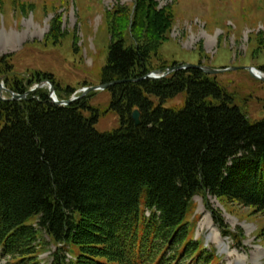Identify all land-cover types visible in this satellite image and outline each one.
Instances as JSON below:
<instances>
[{
  "label": "trees",
  "instance_id": "trees-1",
  "mask_svg": "<svg viewBox=\"0 0 264 264\" xmlns=\"http://www.w3.org/2000/svg\"><path fill=\"white\" fill-rule=\"evenodd\" d=\"M137 1L135 36L148 28L155 41L130 44L113 33L100 74L103 84L134 80L109 88L119 128L99 132L100 114L88 97L57 106L48 90L37 89L22 100L0 99V257L9 258L6 264H44L41 249L51 242L58 249L52 264L66 263L61 252L73 258L67 264H208L214 256L199 251L190 236L195 196L264 213V119L251 122L198 69L143 79L154 71L150 60L171 14L154 0ZM7 58H0V75L12 70ZM42 81L54 85L60 100L76 91L62 90L49 73L38 72L27 84L3 80L20 95ZM182 94L183 105L164 106Z\"/></svg>",
  "mask_w": 264,
  "mask_h": 264
},
{
  "label": "rangeland",
  "instance_id": "rangeland-1",
  "mask_svg": "<svg viewBox=\"0 0 264 264\" xmlns=\"http://www.w3.org/2000/svg\"><path fill=\"white\" fill-rule=\"evenodd\" d=\"M154 1L158 10L171 14V24L151 57L152 69L163 70L162 67L176 63L175 66L202 65L225 70L209 77L231 96L251 122L264 119V80L249 71L252 67L264 73V0ZM137 2L0 0V58L9 56L5 62L12 68L1 78L27 84L36 79L38 72L49 73L62 90L68 86L76 88L77 96L87 87L99 86L113 33L130 44L150 38L155 41V33L148 28L140 27L139 37L135 36ZM1 96L8 98L9 94L3 92ZM62 96L66 97L64 92ZM84 97L89 98L91 108L99 111L95 125L99 132L119 128V116L110 110L109 90L87 92ZM152 100L159 103L156 98ZM184 101L182 94L164 106L179 107ZM93 113L84 111L86 117ZM189 220L193 223L191 237L200 242L199 251L205 247L208 254L216 256L208 264H264V239L260 236L264 213L235 202L197 195ZM44 239L50 241L46 235ZM57 250L51 242L41 249L39 258L44 264H52ZM62 254L65 264L73 260L69 253ZM0 264L5 263L0 260ZM183 264L206 263L192 260Z\"/></svg>",
  "mask_w": 264,
  "mask_h": 264
},
{
  "label": "water",
  "instance_id": "water-1",
  "mask_svg": "<svg viewBox=\"0 0 264 264\" xmlns=\"http://www.w3.org/2000/svg\"><path fill=\"white\" fill-rule=\"evenodd\" d=\"M184 69H198L201 70L204 74L210 76V75H218L220 73H223L225 70H216V69H212L210 67H206V66H202V65H182V66H172L170 68H168L166 71L164 70H156L150 74H148L146 77H144L143 79L146 78H150V79H155V80H160L162 78L167 77L168 75H170L173 72L179 71V70H184ZM254 70L255 68L250 67L249 71L251 72V74L254 77H257L254 74ZM261 72V71H260ZM262 80H264V77L261 78ZM134 80H116L110 83H105V84H100L99 86H94V87H89L87 89H85L84 94H82L80 97L77 98H71L69 100H61L59 101L57 99V96L55 94V89L53 87V85L50 82H47V84H49V98L51 100V102L57 106H66V105H70L72 104L74 101L80 99L81 97H83L87 92H91V91H104V90H108L110 87L114 86V85H118V84H123V83H127V82H132ZM135 81H139V80H135ZM45 83H42L39 86H36L33 89H30L26 94L24 95H18L15 94L13 92H10L11 94V98L10 99H5L1 96V94L3 93V91L5 92H9L4 86H3V82L1 81L0 78V99H2L3 101H17V100H21V99H25L28 95H30L31 93H33L37 88H41L44 87ZM141 113L139 110H135L132 113V119L135 123L136 126H139L141 124Z\"/></svg>",
  "mask_w": 264,
  "mask_h": 264
},
{
  "label": "bare ground",
  "instance_id": "bare-ground-1",
  "mask_svg": "<svg viewBox=\"0 0 264 264\" xmlns=\"http://www.w3.org/2000/svg\"><path fill=\"white\" fill-rule=\"evenodd\" d=\"M254 74L257 76L256 78L258 79H261L264 77V73L262 71L260 72V70H258L257 68H255Z\"/></svg>",
  "mask_w": 264,
  "mask_h": 264
}]
</instances>
